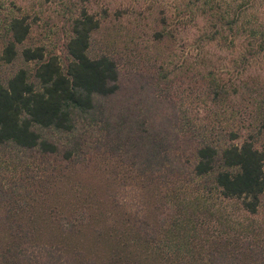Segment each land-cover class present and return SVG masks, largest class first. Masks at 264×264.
Listing matches in <instances>:
<instances>
[{
  "label": "rangeland",
  "instance_id": "1",
  "mask_svg": "<svg viewBox=\"0 0 264 264\" xmlns=\"http://www.w3.org/2000/svg\"><path fill=\"white\" fill-rule=\"evenodd\" d=\"M84 12L100 22L89 56L112 57L122 75V90L107 112L113 124L122 122L125 138L139 139L143 122L148 137L155 128L181 139L195 131L241 145L253 126L264 147V0H0V55L11 21L26 18L32 24L26 45L67 63L72 23ZM22 67L21 60L0 62V78ZM27 156L1 153L0 181L27 190L36 184L43 194L4 201L0 212L20 224L27 217L36 235L51 239L52 226H75L81 235L69 243L108 264H204L211 250L215 256L223 248V213H239L238 204L224 210L215 192L203 193L202 180L198 187L180 182L189 179L160 185L113 152L52 174L37 156ZM258 218L264 222V208ZM131 220L149 222L153 231L139 233Z\"/></svg>",
  "mask_w": 264,
  "mask_h": 264
},
{
  "label": "trees",
  "instance_id": "2",
  "mask_svg": "<svg viewBox=\"0 0 264 264\" xmlns=\"http://www.w3.org/2000/svg\"><path fill=\"white\" fill-rule=\"evenodd\" d=\"M99 28V20L86 12L74 20L65 63L43 47L26 45L32 33L26 18L11 21L0 62L11 66L21 60L24 67L5 81L0 78V154L13 159L37 156L39 165L52 174L96 153L113 152L124 161L126 157L134 171L157 178L160 185L189 179L180 182L198 187L195 183L202 180L203 193L215 192L224 210L228 204H238L239 211L237 218L223 213L221 227L229 232L222 227L223 248L215 256L211 250L204 264H264V222L258 218L264 208V147L258 146L257 129L252 126L238 145L200 138L195 131L181 139L155 127L148 137L146 125L140 122L139 139L125 138L122 122L113 124L114 116L107 112V104L122 90L118 64L107 55L89 56L92 36ZM172 116L176 118L175 113ZM238 133L242 135L238 131L230 136L237 139ZM60 136L66 138L64 142L57 140ZM7 186L0 181V211L4 201L43 194L36 184L28 190L13 182ZM22 222L0 212V264H108L94 252L69 243L81 235L75 226H52L55 239H51L44 233L36 235L27 217ZM130 227L142 234L153 231L149 222H133ZM212 243L216 250L219 244Z\"/></svg>",
  "mask_w": 264,
  "mask_h": 264
}]
</instances>
